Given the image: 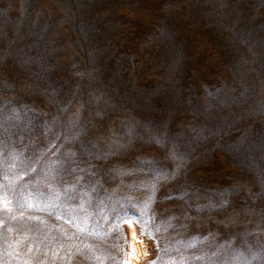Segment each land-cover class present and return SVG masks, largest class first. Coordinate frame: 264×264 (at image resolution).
<instances>
[{
    "label": "rangeland",
    "instance_id": "1",
    "mask_svg": "<svg viewBox=\"0 0 264 264\" xmlns=\"http://www.w3.org/2000/svg\"><path fill=\"white\" fill-rule=\"evenodd\" d=\"M129 221L264 264V0H0V264H126Z\"/></svg>",
    "mask_w": 264,
    "mask_h": 264
},
{
    "label": "bare ground",
    "instance_id": "2",
    "mask_svg": "<svg viewBox=\"0 0 264 264\" xmlns=\"http://www.w3.org/2000/svg\"><path fill=\"white\" fill-rule=\"evenodd\" d=\"M125 227L128 241L125 262H127V264H139L142 259H144L146 252H148L149 245L146 238L139 234L135 222L129 221Z\"/></svg>",
    "mask_w": 264,
    "mask_h": 264
},
{
    "label": "snow or ice",
    "instance_id": "3",
    "mask_svg": "<svg viewBox=\"0 0 264 264\" xmlns=\"http://www.w3.org/2000/svg\"><path fill=\"white\" fill-rule=\"evenodd\" d=\"M126 264H127V262H126Z\"/></svg>",
    "mask_w": 264,
    "mask_h": 264
}]
</instances>
